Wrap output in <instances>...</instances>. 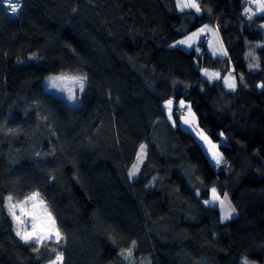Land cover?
<instances>
[{"label": "trees", "instance_id": "trees-1", "mask_svg": "<svg viewBox=\"0 0 264 264\" xmlns=\"http://www.w3.org/2000/svg\"><path fill=\"white\" fill-rule=\"evenodd\" d=\"M252 7L23 0L12 18L0 4V264H264V16L245 15ZM207 23L224 58L205 43L173 47ZM52 75L84 79L77 106L46 90ZM181 100L215 149L185 128ZM213 189L232 201L231 219ZM35 193L58 243L16 234L7 197Z\"/></svg>", "mask_w": 264, "mask_h": 264}, {"label": "rangeland", "instance_id": "rangeland-1", "mask_svg": "<svg viewBox=\"0 0 264 264\" xmlns=\"http://www.w3.org/2000/svg\"><path fill=\"white\" fill-rule=\"evenodd\" d=\"M22 1L19 2L18 10L16 13H12L10 11V9L8 7H6V5H5L6 0H0V4L5 8L7 15L11 16L12 18H18L19 13L22 9ZM176 2L178 3L180 10L183 12H185V11H196L195 8H182V4L190 2V0H176ZM195 2L199 5V8H200V0H195ZM251 9H252L251 15L253 17L264 16V12L258 11L257 3H255L254 0H253V7ZM253 13H255V14H253ZM201 29H204V31L201 32ZM194 33H200V34L198 36H194L193 40L190 41V43L192 45L191 47H188L187 45H180L178 42L175 43V46L176 47L180 46V47L184 48V50H186V51H191L194 48L195 44L205 43V45H209L210 55H212L215 58H224L225 57L224 41H223V38H222V35H221L219 28H217L215 25H213L211 23H207V24L200 26L198 29H196L194 32H192L188 36H193ZM207 36H209L210 39H209V41L206 42L204 38ZM187 37L183 38L182 40L187 39ZM58 77H60L62 79H57ZM73 78H82V77H75V76H71V75H52V76H49L44 81V85H45L46 90L48 92H50L52 95H54L58 98L66 99L71 106H77L76 104L79 103L77 98L80 95V93H82V91H83V90L82 91L80 90V82H82L83 85H85V81L83 78H82V80H79V81L74 80ZM230 78H234V80H235V84H236L235 89H230L227 87L226 84H224V85L228 90L234 91L239 87V84L237 83V80H236V77L234 74V70L232 68H231V70L226 72L225 79H229L231 82ZM182 111L184 114H186L185 109ZM194 119H196V118L194 117ZM194 134L196 135V133H194ZM197 137L200 139L199 135H197ZM208 140H209V138H208ZM205 145L207 146V149L209 150L213 144L212 143H210V144L206 143ZM141 164L142 163L139 164V169H140ZM28 198H26L24 200H14L12 198V203L15 204L16 207L14 209L10 210L8 197H7V207H8V210H9L11 216H12V219L15 223L16 234H17V232H20L22 235L26 234L28 232H32L33 231L32 225L35 224L36 225V229H35L36 235H41V236L45 237L38 244H42V243L52 241V239L47 238V232H46V230L51 227V225L48 222L49 214H50L51 218L55 220L50 208L48 207L46 202L42 199L40 194H39L37 200H35V201L29 200ZM225 203L230 204V206L232 208H234L232 201L227 200V201H225ZM13 211L16 214L15 216L12 215ZM235 214H236V209L232 213V215H235ZM54 227L56 229H58L56 226V221H55ZM42 230H45V231H42ZM19 238L21 239V236H19ZM21 240L23 242H25L23 239H21ZM29 242H35V239H33ZM128 257L130 258V256H128ZM56 258L47 264H53V262L56 261ZM57 264H60V262H57ZM62 264H63V260H62ZM245 264H259V263L255 262V261L246 260Z\"/></svg>", "mask_w": 264, "mask_h": 264}, {"label": "snow or ice", "instance_id": "snow-or-ice-1", "mask_svg": "<svg viewBox=\"0 0 264 264\" xmlns=\"http://www.w3.org/2000/svg\"><path fill=\"white\" fill-rule=\"evenodd\" d=\"M246 2H247V0H246ZM254 2L257 3L258 11L264 12V0H254ZM6 3H7L8 8L10 9V11L12 13L17 12L19 0H6ZM182 8H195L197 12L200 11L199 5L195 2V0H190V2L183 3ZM251 12H252L251 8L245 9V15H247L248 13H251ZM253 14H255V13H253ZM250 18H251V16H249V19ZM203 31H204V29H201V32H203ZM199 34L200 33H194L193 36H188L187 39L180 40V41H178V43L180 45H187L188 47H191L192 45H191L190 41L193 40L194 36H198ZM173 47H175V45H173ZM205 75L208 76L210 79L212 77H216L217 79H219L218 73L209 74V73L205 72ZM57 79H62V78L58 77ZM73 79L77 80V81L82 80V78H73ZM230 79H231V82L229 79H225L223 81V83L226 84L228 88L235 89V87H236L235 80H234V78H230ZM83 87H84L83 83L80 82V90L81 91L83 90ZM260 87H264V84L260 85ZM172 105H173L172 100H168L166 105H165V107L168 109L169 113H171ZM178 107L183 108L186 111V115L183 118V123L184 124H191L192 119L194 117V114L191 112L190 106H186L184 104V101L181 100L178 103ZM198 135H199L201 140H203L209 144L211 143L208 140V137L205 136L203 133H198ZM145 147H146L145 145L140 146L139 153L136 157L137 164L133 165L132 170L129 172V176H135L136 173L139 171V164L142 163L143 157L145 155ZM215 147H216V145H212L213 149H215ZM212 160H214L215 165H217V166L224 162L222 155L216 151H213V153H212ZM212 192H213V200L214 201L218 200L219 201V207L223 209V219H225V220L230 219L232 217V213L235 211V209L232 208L230 206V204L225 203V201H227V195L225 194L224 199L220 200L219 196H217L215 194V189H213ZM38 196H39V194L35 193L32 196H30L28 199L35 201V200H37ZM8 202H9L10 210L14 209L16 207V205L12 203V197L11 196L8 197ZM205 203H211V202L205 201ZM12 215L13 216L16 215L14 211L12 212ZM48 222L51 225V227L46 230L47 238L52 239L58 243L61 239V235H60L59 230L54 227L55 220L51 218L50 214L48 217ZM32 227H33L32 232H28V233L23 234V235L20 232H17V235L21 236V239H23L25 241V243H28L29 241H31L33 239H35L36 243H39L42 239L45 238L44 236L36 235V232H35L36 225L35 224H33ZM42 231H45V230H42ZM62 260H63L62 255H58L56 258V261H54L53 264H57V262H60V264H62Z\"/></svg>", "mask_w": 264, "mask_h": 264}, {"label": "crops", "instance_id": "crops-1", "mask_svg": "<svg viewBox=\"0 0 264 264\" xmlns=\"http://www.w3.org/2000/svg\"><path fill=\"white\" fill-rule=\"evenodd\" d=\"M177 6H178V9L180 10V8H179V5H178V3H177ZM181 11V10H180ZM181 12H183V11H181ZM209 37V36H208ZM205 39V38H204ZM209 39H210V37H209ZM206 47H207V50H208V52H209V45H206ZM209 54H210V52H209ZM212 56V55H211ZM215 58V57H214ZM193 121H194V119H192V124H193ZM196 122V121H195ZM192 124H184V126H185V128L188 130V131H191L192 133H196V136L198 135V131H196L194 128V126L192 125ZM194 127V128H193Z\"/></svg>", "mask_w": 264, "mask_h": 264}, {"label": "built area", "instance_id": "built-area-1", "mask_svg": "<svg viewBox=\"0 0 264 264\" xmlns=\"http://www.w3.org/2000/svg\"><path fill=\"white\" fill-rule=\"evenodd\" d=\"M21 0H19V2H20ZM208 40V38H206V41Z\"/></svg>", "mask_w": 264, "mask_h": 264}, {"label": "bare ground", "instance_id": "bare-ground-1", "mask_svg": "<svg viewBox=\"0 0 264 264\" xmlns=\"http://www.w3.org/2000/svg\"><path fill=\"white\" fill-rule=\"evenodd\" d=\"M5 5H6V7H8L7 3Z\"/></svg>", "mask_w": 264, "mask_h": 264}]
</instances>
